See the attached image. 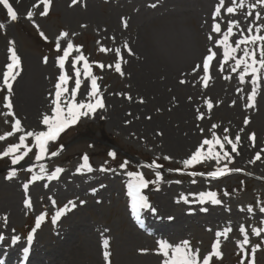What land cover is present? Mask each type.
I'll use <instances>...</instances> for the list:
<instances>
[{
  "label": "rangeland",
  "instance_id": "rangeland-1",
  "mask_svg": "<svg viewBox=\"0 0 264 264\" xmlns=\"http://www.w3.org/2000/svg\"><path fill=\"white\" fill-rule=\"evenodd\" d=\"M9 2L18 18L12 21L0 5V24L4 25L0 28V84L9 62V47L17 50L22 71L13 83L14 115H4L9 111L3 100L7 89L0 91V135L11 132L16 119L21 121L23 131L0 141V152L18 143L19 136L28 131L46 130L42 117L51 115L54 86L61 74L56 58L63 55L66 47V40H62L61 50L55 48L61 32H68L74 49H79L73 50L65 62L63 71L69 76V92L64 97L71 99L75 70L79 69L81 87L76 102H88L91 82L83 75L84 61L72 66L74 58L83 55L97 77L106 107L90 117H81L59 139L50 141L48 155L40 161L35 160L38 150L31 137L26 143L32 151L19 164L11 165V157L0 158V236H6L8 243L0 244V256L17 259L28 248L31 264H162L160 241L176 246L187 240L194 251L199 250L202 264L216 234L230 229L226 237H220L222 257H213L210 264H241V260L251 264L256 245L259 247L254 264H264V231L260 236L252 233L253 228L264 229V213L260 212L264 207L263 154H259L260 162L256 160L264 143V80L258 86L255 106L248 108L251 78L246 76L241 83L249 87L245 93L238 92L240 85L236 86L242 68L231 71V75L230 69L221 70L225 61L215 52L208 73L202 70L208 50L213 52L219 45L216 41L222 39L211 32V25L220 23L222 31L230 20L238 21L229 37L235 45L241 33L249 35L247 27L255 29L264 23V5L255 7L261 13V20H256L255 14L247 15L246 8L228 14L226 7L231 6V0H225L221 16L214 21L212 14L219 0H78L75 5L72 0H52L48 16L39 15L43 8L40 0ZM28 11L34 13L32 20L27 18ZM210 34L212 40L208 39ZM259 34L264 35V28ZM116 63H120L123 75L115 70ZM234 63L232 60L231 65ZM155 92H160V98L153 96ZM62 107L66 105L62 103ZM246 118L248 125L244 124ZM212 125L217 127L213 129ZM213 132L222 143L225 134L235 143L237 134L244 140L254 132L256 139L252 143L257 150H249L246 157L240 158L225 143L223 151L229 152L231 162L222 159L217 164L214 159L202 157L199 163L185 168L183 160L190 158L205 139H213ZM104 134L117 145L106 141ZM201 150L207 153L208 146ZM214 150L223 155L219 145ZM52 151L60 154L53 157ZM111 152L116 153L115 157L109 155ZM85 155L92 171L77 172ZM125 162L127 167L121 168ZM153 162L163 167H148ZM225 165L230 171L223 176L213 179L207 175ZM41 166L47 170L45 179L30 182ZM12 168L17 175L8 180L6 176ZM56 168L63 171L56 179H47ZM197 168L202 171L190 170ZM132 171L142 173L146 180L155 178L157 171L163 177L157 186L151 185L143 192L156 209L149 210L153 221L164 228L150 229L143 216L142 222L131 216L127 172ZM24 183H29L27 194ZM200 192H215L221 203L211 204L207 198L200 203ZM25 199H30L31 207L24 205ZM66 205L70 210L52 223V217ZM248 208H252L251 213ZM40 215L45 219L37 228ZM240 227L249 234V244L243 250L239 247L243 239ZM29 234L33 236L31 247ZM13 237H19L20 248H10ZM105 239L109 241L107 262L103 257Z\"/></svg>",
  "mask_w": 264,
  "mask_h": 264
},
{
  "label": "snow or ice",
  "instance_id": "snow-or-ice-1",
  "mask_svg": "<svg viewBox=\"0 0 264 264\" xmlns=\"http://www.w3.org/2000/svg\"><path fill=\"white\" fill-rule=\"evenodd\" d=\"M72 3L75 5L78 3V0H72ZM40 4L43 5L42 11H40L39 15L41 16H48L49 11L52 6V0H40ZM0 5H2L7 10L8 17L11 18L12 21L17 20V12L14 10L13 5L9 2V0H0ZM257 5H264V0H256L255 4L249 5L250 8H255ZM225 6V0H219V4L216 6L215 11L212 14V19L215 21L217 17L221 16L222 8ZM244 0H231V6L226 7V12L228 14H235L238 9L244 8ZM155 7V5H153ZM247 15L250 17L253 15L252 12H247ZM34 16V13L32 11L27 12V18L29 20H32ZM256 20H261V13L256 12L255 13ZM239 22L235 20H230L227 26V31L223 34V38L216 41L217 44L223 45V60L225 62L229 60H234L235 63L232 66V71L237 72V70H240L242 68V71L239 72V81L240 83L245 82L246 76H250L251 78V91L247 96V107L252 108L255 106V99L257 96L258 86L262 80H264V35L259 34L261 32V28H264V23H262L259 27H247V32L249 35H243L241 33V38L237 39L235 41V47L231 46L229 44V37L233 34V27L238 26ZM125 26H127V22H125ZM4 25L0 24V28H3ZM253 31H255V35H253ZM211 32L212 33H221V24L220 23H213L211 25ZM40 35L46 40L47 37L44 36V33L41 32ZM68 32H61L57 37L55 41V48L57 51L61 50V41L66 40V47L63 48V55H60L56 58V63L61 70V74L58 76V82L55 84L54 88V98L51 100L52 105L54 107L51 109V115H43L42 117V123L46 126V130L42 131H28L23 135L19 136V142L9 145L4 151L0 152V158L5 157H11V165H17L22 160L25 159L26 156L32 151V147H30L26 140L27 138L31 137L34 139V146L38 150L35 155V160L40 161L42 158H44L46 155H48V146L50 141H56L59 135L68 127L75 125L78 120L81 117H90L96 113L98 109H105V103L102 99V94L98 91V85H97V77L92 74L91 66L88 64L87 60L83 55H77L74 60L72 61V66L75 68V65L80 62L84 61L83 64V75L85 77H88L90 79V91L88 92V102L81 101L79 103L76 102V96L77 91L81 87V71L79 69L75 70V87L71 90V99H68L67 97H64L65 93L69 92V89L67 87V84L69 82V76L64 73L65 68V62L68 59L69 55L73 50L79 51V49H74V45L71 42L69 38ZM209 40H212L213 37L210 34L208 36ZM251 45L252 47H249ZM241 46H243L241 48ZM127 47V45H125ZM257 48L259 52V58H257ZM103 51V49H102ZM117 55H119V49L116 50ZM238 51H242V56L239 58L236 57V53ZM129 52H131V49H129ZM8 63L6 64V71L3 72L2 76V84H0V91H3L4 89H7V95L3 97L4 100V108L8 109L9 111L4 113V115H14V113L11 112V109L13 107L12 104V94H13V83L17 81V77L20 76L22 71L21 66V58L17 54V50L14 47L8 48ZM216 55V53L212 52L211 49L208 50V55L203 58L202 60V70L204 73H208L209 71V63L213 60V57ZM48 62V58L44 57V63ZM103 67V65H101ZM221 70L224 69V64L220 65ZM115 70L117 72H120L121 75L123 73L121 72V65L120 63H116ZM205 80L208 79L207 75L204 77ZM181 83H184V81H181ZM238 92H242L243 89H237ZM50 95H53L50 93ZM62 97H64V100H62ZM131 99V97H128ZM94 100V102H92ZM62 103L66 105V107H62ZM233 104H235V101H233ZM208 108H212V103H208ZM200 118H203V114H201ZM249 119L246 118L244 120V124H249ZM217 126L212 125V128L215 129ZM23 129L21 128V121L19 119L15 120V123L12 125V131L7 132L4 135H0V141L5 140L6 137L12 136L14 133L22 132ZM243 131V129H241ZM224 132L227 133L228 129H224ZM213 139H205L203 143L200 145L199 148L195 150V152L191 155L190 158L183 160V165L185 168L195 165L201 161V158L204 157L205 159H214L216 160L217 164L222 159H228L229 162H231V157L229 155L228 151H223L225 147V143L231 145V152L235 153L237 152V143L240 142V135L237 134L235 137V143L229 139L228 135L225 134L223 136L224 143L221 142V139L216 137L215 132H213ZM249 139L253 142H255L256 134L253 132L250 134ZM207 145L208 146V152L204 153L201 149ZM219 145L220 149L223 151V155L219 152H216L214 150L215 146ZM23 149V151H21ZM59 151H52L50 153L51 156L55 157L59 155ZM238 154V153H237ZM110 156L115 157L116 153L111 152L109 153ZM164 159H168V157H164ZM260 159L259 153L256 155V160ZM121 168H126L127 163H122L120 165ZM148 167L159 169L161 166L159 164H156L153 162L151 165H148ZM92 171V167L88 162V157L85 155L83 157V163L77 168V172H83V171ZM109 169L101 168V171H108ZM29 172H32V169H28ZM46 169L41 166L39 169V173L33 174L31 176L30 182H35L39 180L45 179V173ZM63 169L56 168L54 172L51 173V175L47 176V179L54 180L57 178L58 174L61 173ZM171 171V170H170ZM176 171H180L177 169ZM230 171L225 165L223 168H217L216 171H211L207 173L208 176H210L213 179H216L218 176H223L226 172ZM231 171H240V169H231ZM17 175V170L15 168H12L8 175L6 176V179L11 180L13 177ZM192 175H197V173H192ZM203 175V174H201ZM127 176L129 177L127 189H128V195L131 197L133 207L136 210H142V209H149L152 212H156V209L149 203V199L146 195L143 194V190L147 189L150 184H158L163 177L161 176L160 172H156L155 180H146L142 173L139 172H127ZM180 181H176V183H179ZM193 183L195 181L193 180ZM47 186V185H45ZM23 188L25 193H28L29 190V183H24ZM95 191V190H94ZM227 193H225L226 195ZM199 202L205 203L206 198L208 201H210L211 204L218 205L221 203L219 199H217V194L215 192H200L199 194ZM181 199L184 200L185 203L188 202L187 197L181 196ZM179 202V201H177ZM53 204L56 203V201H52ZM72 206V208H75L76 205L73 204L71 201L69 202ZM83 203V202H81ZM24 205L26 207H31V201L30 199L24 200ZM70 209L68 206H64L59 211L56 212V215L52 217V223H56L66 211H69ZM201 211H207V208H202ZM247 211L249 213L252 212V208H248ZM260 212L264 213V207L260 208ZM7 219V218H5ZM45 219L44 215H40L36 220V227L39 228L41 225V222ZM169 219H172L169 217ZM230 231V229H225L222 232H218L216 234L217 239L215 243L212 245L211 252L204 256L202 258V264H210V261H212L213 257L220 258L222 257V253L220 251V237H226L227 232ZM264 231L262 228H253L252 233L256 236H260L261 232ZM240 232L243 233V239L239 242V247L243 250L246 245L249 244V234L247 231H245L244 227H240ZM4 237L0 236V240H3ZM17 240H19V237H13L12 242L15 243ZM27 240L29 244H31L33 240V236L31 234L28 235ZM105 251L103 253L104 260L107 262L109 261L110 253L107 250L109 241L105 239L103 241ZM259 245H256L252 248V254H253V261L251 264H254V256L255 252ZM29 249L25 248L24 253L25 256L28 254ZM146 251L145 249L141 250ZM158 254L162 255L163 262L162 264H201V259L199 255V250H193L189 242L187 240L182 241L181 244L173 246L172 244L166 242V241H160L159 242V248H158ZM241 264H245L244 260H241Z\"/></svg>",
  "mask_w": 264,
  "mask_h": 264
},
{
  "label": "bare ground",
  "instance_id": "bare-ground-1",
  "mask_svg": "<svg viewBox=\"0 0 264 264\" xmlns=\"http://www.w3.org/2000/svg\"><path fill=\"white\" fill-rule=\"evenodd\" d=\"M255 3H256V0H244V5H245L244 8L248 9L250 12H252L253 14H255L257 12L256 9L254 8L253 10H251V8L249 7V5L255 4ZM228 23L229 22H227V24ZM257 24L259 25L260 23L257 22ZM255 27H259V26H255ZM226 28H227V26H224V28L222 29L221 33L218 34V35H220L219 38H223V34L226 32V30H225ZM229 44L231 46L235 47V45H234V43L232 41H229ZM223 50H224L223 49V45H218L216 48L213 49V52L214 53L216 52L218 55H220V57L222 59L223 58ZM240 56H242V55H239V51H238L236 53V57L239 58ZM257 57L259 58L258 50H257ZM231 63H232V60H229L227 62H223L222 63V64H224V68L226 70H229L230 69V75H231V71H232L231 70L232 69ZM238 84L240 85L239 88L240 89H243V91H242L243 93H245V90L249 88V87H247V85L241 84L240 81H238V83L236 84V86ZM246 84H248L250 86V83L249 82H247ZM243 85H245V86L243 87ZM153 96L160 98L161 94H160V92H155ZM171 102L174 103V101H171ZM252 142L253 141H251L248 138H246L244 140H243V138L240 139V142L237 143V144H240V145H239V148H238V150L236 152V153H238V155H240V158L246 157L247 156V153L249 152V150L252 151V152H254V151L256 152L257 149H255V148L257 146H256V144H253ZM260 148H261V151H258V153L260 155L262 153L263 154V157H264V143L262 144V147H260ZM260 148H259V150H260ZM260 158H262V157L260 156ZM258 162H260V160ZM142 211H143L142 212L143 219L147 223V226L150 229H154V228L157 229L159 226H160V228H164V225L162 223H157V222L153 221L154 220V216L151 215V213L149 212V209H144ZM1 219L2 218L0 216V220ZM140 222H142V221H140ZM4 240L5 241H3V244H5V246H6L8 244L7 241H6V236H5V239ZM15 244H16V246H14V248H20V242L18 240L15 242ZM6 262L7 261L4 260V256H3L2 259L0 260V264H6Z\"/></svg>",
  "mask_w": 264,
  "mask_h": 264
},
{
  "label": "trees",
  "instance_id": "trees-1",
  "mask_svg": "<svg viewBox=\"0 0 264 264\" xmlns=\"http://www.w3.org/2000/svg\"><path fill=\"white\" fill-rule=\"evenodd\" d=\"M104 137H105V140L108 141L109 143L117 145V143L111 137H108L105 134H104Z\"/></svg>",
  "mask_w": 264,
  "mask_h": 264
}]
</instances>
